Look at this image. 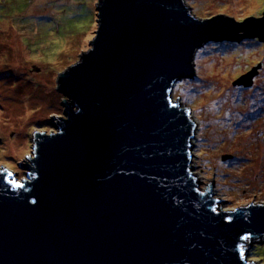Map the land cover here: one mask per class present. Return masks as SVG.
Wrapping results in <instances>:
<instances>
[{"label": "water", "instance_id": "1", "mask_svg": "<svg viewBox=\"0 0 264 264\" xmlns=\"http://www.w3.org/2000/svg\"><path fill=\"white\" fill-rule=\"evenodd\" d=\"M96 10L90 48L57 77L56 131L34 134L26 178L0 166V264H260L246 250L263 243L264 204L223 210L213 179L199 186L198 123L172 92L207 43L264 44V12L203 19L186 0Z\"/></svg>", "mask_w": 264, "mask_h": 264}, {"label": "rangeland", "instance_id": "2", "mask_svg": "<svg viewBox=\"0 0 264 264\" xmlns=\"http://www.w3.org/2000/svg\"><path fill=\"white\" fill-rule=\"evenodd\" d=\"M97 2L0 0V166L20 180L27 177L20 165L31 164L34 155V134L56 131V118L64 116L57 77L90 48ZM186 2L203 19L226 15L243 21L264 12V0ZM194 64L196 76L178 80L172 92L198 122L192 172L203 177L202 189L213 179L223 210L263 205L264 44L256 38L210 42L197 51ZM256 68L252 87L234 85ZM246 255L264 264V240Z\"/></svg>", "mask_w": 264, "mask_h": 264}, {"label": "bare ground", "instance_id": "3", "mask_svg": "<svg viewBox=\"0 0 264 264\" xmlns=\"http://www.w3.org/2000/svg\"><path fill=\"white\" fill-rule=\"evenodd\" d=\"M208 70H209V69H208ZM217 88H218V87H217ZM250 103L253 104L252 102L248 101V109H249V105H250ZM251 107H253V105H252ZM192 118L194 119V121H195L196 123H198L197 120L195 119L193 113H192ZM191 153H192V149H191ZM191 165H192V164H191ZM26 172H27V174L29 173L28 170H26ZM193 174H194V177H195V179H196V182L199 184V186H201V185L203 184L202 181L200 180V177H201V176H200L198 173H194V172H193ZM201 179L203 180V177H201Z\"/></svg>", "mask_w": 264, "mask_h": 264}, {"label": "snow or ice", "instance_id": "4", "mask_svg": "<svg viewBox=\"0 0 264 264\" xmlns=\"http://www.w3.org/2000/svg\"><path fill=\"white\" fill-rule=\"evenodd\" d=\"M13 183H15V181H13ZM18 186H22V185H18ZM245 239H247V237H245Z\"/></svg>", "mask_w": 264, "mask_h": 264}, {"label": "trees", "instance_id": "5", "mask_svg": "<svg viewBox=\"0 0 264 264\" xmlns=\"http://www.w3.org/2000/svg\"><path fill=\"white\" fill-rule=\"evenodd\" d=\"M262 13V12H261ZM37 59V58H36ZM37 67V66H34V68ZM63 95V94H62ZM64 98V97H63Z\"/></svg>", "mask_w": 264, "mask_h": 264}]
</instances>
